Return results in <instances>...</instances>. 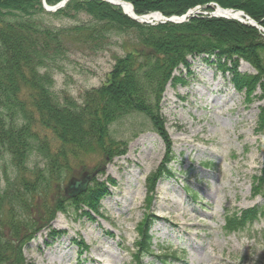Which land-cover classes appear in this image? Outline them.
<instances>
[{"label": "rangeland", "instance_id": "obj_1", "mask_svg": "<svg viewBox=\"0 0 264 264\" xmlns=\"http://www.w3.org/2000/svg\"><path fill=\"white\" fill-rule=\"evenodd\" d=\"M204 9L205 16L215 12ZM119 43L92 56L72 54L60 64L52 74L55 97L65 94L80 103L86 91L107 84L122 52ZM235 60L239 73L261 80L252 92L233 88L214 61L192 58L164 87L160 112L166 140L148 119L129 115L110 126L117 156L101 159L95 148L69 153L66 161L55 156L61 169L45 185L17 195L22 192L17 183L1 192L0 225L13 215L24 224L21 231H34L21 248L26 264H137L139 259L142 264H264V212L243 230L225 227L227 218L264 204V49L260 71L242 58L226 64ZM41 135L51 150L58 147L50 132ZM167 163L186 176L159 178L160 166ZM33 164L42 167L44 157L30 153L25 177ZM99 168L87 186L102 191L95 208L88 206L90 200L71 201L64 192L67 182ZM3 171L11 183L20 182L6 153L0 158L1 187ZM185 185L197 191L196 200ZM21 200L28 206L16 204L11 211ZM151 222L153 253L160 254L158 244L177 259L144 256L139 249L141 231Z\"/></svg>", "mask_w": 264, "mask_h": 264}, {"label": "trees", "instance_id": "obj_2", "mask_svg": "<svg viewBox=\"0 0 264 264\" xmlns=\"http://www.w3.org/2000/svg\"><path fill=\"white\" fill-rule=\"evenodd\" d=\"M44 1L54 5L61 0ZM125 1L138 15L159 11L165 16H179L196 5L216 2L225 8L243 10L264 28V0ZM49 18L67 23L53 24ZM118 42L122 52L114 58L107 84L86 91L80 103L65 94L62 99L55 97L52 74L60 64L72 54L92 56ZM263 49L264 39L256 28L221 17L195 15L181 23L151 25L134 21L120 7L102 0H69L54 12L45 10L43 0H0V158L5 153L9 155L20 176V182L11 183L3 171L5 186L0 184V194L17 183L22 188L17 195L45 185L61 169L55 156L56 160L66 161L67 154L75 155L86 148L97 149L101 159L117 156V140L111 136L110 126L129 115L148 119L152 130L166 140L160 106L164 87L174 70L189 67L192 58L201 57L206 62L212 59L222 73L230 75L236 89L252 92L261 80L239 73L237 60L228 65L226 62L242 58L259 70L258 58ZM46 131L58 143L55 150L41 135ZM31 152L43 156L44 164H33L25 177ZM172 159L169 157V161ZM159 170V178L179 175L169 163L162 164ZM260 174L264 182V169ZM184 189L196 200L195 190L187 186ZM101 195V190L91 188L71 201L90 200L92 204L88 206L94 209ZM16 204L28 206L21 200L14 203L11 211ZM263 212L264 204L242 211L237 217L227 218L225 227L243 230ZM7 219L0 225V264H26L21 248L34 231H21L24 224L14 220L13 215ZM150 227L146 224L141 231L139 249L144 256L168 258L170 255L160 246L161 254L153 253ZM137 264H142L141 259Z\"/></svg>", "mask_w": 264, "mask_h": 264}, {"label": "water", "instance_id": "obj_3", "mask_svg": "<svg viewBox=\"0 0 264 264\" xmlns=\"http://www.w3.org/2000/svg\"><path fill=\"white\" fill-rule=\"evenodd\" d=\"M66 1L67 0H62L61 2H59L57 5H55L53 7L45 6V8H46V10L53 11V10H56L57 8L63 6ZM103 1L109 2L113 5L120 6L122 8L123 12L135 21L142 22V23H150V24H154V23H158V22H166V21H172V22L184 21L187 18L193 16L199 9V8H197L196 10H189L185 15H183L180 18H177V17H170L169 18V17H163V16H161L159 18H154V17L149 18V16H151V15H136L133 13L132 10H131V13H127L123 9V6H122V3H125L124 1H121V0H103ZM130 7H131V5H130ZM232 18H234V17H232ZM234 19H237V18H234ZM245 19H246L245 21L240 20V19H237V20L240 22H243V23H246V24H249L251 26L259 28L258 25L248 16L245 15ZM101 169L102 168L97 169L92 173H86V174L82 175V177L79 180H76V179L69 180L65 191L71 197L77 196L78 194H80L81 192H83L86 189L89 180Z\"/></svg>", "mask_w": 264, "mask_h": 264}, {"label": "bare ground", "instance_id": "obj_4", "mask_svg": "<svg viewBox=\"0 0 264 264\" xmlns=\"http://www.w3.org/2000/svg\"><path fill=\"white\" fill-rule=\"evenodd\" d=\"M123 9L127 12V13H131V7L127 4V3H122ZM218 14H222L228 17H234V18H238V19H242L243 15L240 12H236V11H230V10H222L219 7H217L216 9ZM159 18V14L157 13H153L151 18Z\"/></svg>", "mask_w": 264, "mask_h": 264}]
</instances>
